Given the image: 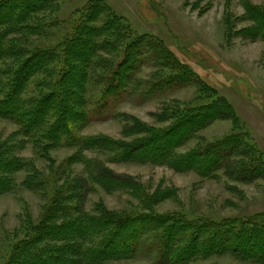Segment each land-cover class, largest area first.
<instances>
[{"label":"rangeland","instance_id":"rangeland-1","mask_svg":"<svg viewBox=\"0 0 264 264\" xmlns=\"http://www.w3.org/2000/svg\"><path fill=\"white\" fill-rule=\"evenodd\" d=\"M89 1L57 0L51 3L54 17L65 22L59 29L52 30L49 40L55 39L61 26L65 31L67 22L72 23L69 20L73 14ZM103 1L106 4L100 2L101 14L94 16L95 23L87 17L90 18V26L99 27L101 23L108 22L106 17L112 11L126 21L137 36L143 37L130 47L127 60L128 65L133 66L132 74L129 84L114 96L115 110H109L108 116L84 127L80 134L134 143L136 150L146 140L144 127L139 124L157 129L168 127L173 121H169L167 116L176 108L205 106L211 100L209 97L214 96L213 92H202L203 84H206L226 105H232L233 110L220 106L221 113L216 116L207 114L202 127L196 129L192 138L177 152L185 155L201 145L229 137H237L241 143L238 141L225 150L214 151V168L208 173H202L207 172L203 168L200 173L193 170L199 167L196 159L189 162V170L180 171L169 165L148 162H116L115 155L109 151L85 152L87 157L106 164L113 176L134 179L142 193L132 189L108 191L101 183L88 177L87 164L76 160L77 148L58 146L48 151L50 158L44 156L42 145H35L19 132L17 124L0 117V145L12 149L14 142L18 143L16 157L22 160L21 169L8 175L14 181V188L0 195V264L6 260L13 242L26 236L31 226L40 222L49 196L56 187L80 178L86 185L83 183L80 197L75 201H80L82 209L93 215H100L103 208L119 214L137 211L141 208L142 195L155 196L153 207L160 215L179 213L204 225L264 215V36L263 39L258 38L262 28L258 35L254 33L258 29L256 21L264 29V0H249V6L257 8L250 18L245 0ZM19 10L22 11V7ZM20 11H15V15ZM243 15L248 18L235 21ZM228 17L236 27L234 31L226 26ZM8 20L0 18V24ZM244 28H250L249 32L238 33ZM15 33L20 39L22 34ZM101 37L108 41L106 35ZM84 40L87 41V44L84 42L87 51H91L90 41ZM127 42L130 45L129 40ZM127 49H121L118 56L116 51L105 47L98 56L108 64L112 62L111 66L115 68ZM113 68L107 67L106 72H100L95 70V65L90 67L88 82H95L96 91L110 88L116 83V79H108ZM182 70L194 73V76L184 74L183 77L178 74ZM97 74L106 78H97ZM248 146L253 147L249 154ZM146 154L137 153L135 156L144 157ZM250 161L253 166L242 167V163ZM257 163L260 165L256 166ZM62 170L66 176L60 177ZM56 177L60 178L59 183ZM37 179L41 181L38 184ZM46 179H49V186L43 182ZM144 210L148 211L146 207ZM208 237L199 238L200 243ZM259 237L262 247L258 250L238 252L237 256L229 253L208 258L198 256L183 264H264V231ZM65 241H53V244L60 246ZM246 242L252 244L255 238H247ZM155 252V249L147 250L133 259L109 258L103 264H178L170 262L173 249L167 255L168 260ZM68 256L72 257L71 253H60V264H64L62 259Z\"/></svg>","mask_w":264,"mask_h":264},{"label":"trees","instance_id":"trees-1","mask_svg":"<svg viewBox=\"0 0 264 264\" xmlns=\"http://www.w3.org/2000/svg\"><path fill=\"white\" fill-rule=\"evenodd\" d=\"M245 1L248 7L250 2ZM54 2L57 0H0V18L9 19L0 24V117L13 121L23 136L35 145H42L44 156L50 158L48 151L58 146L77 148L79 151L76 160L80 159L87 164L90 179L101 183L108 191L132 189L142 193L134 179L113 176L106 164L87 157L85 152L109 151L115 155L116 162H148L169 165L180 171L189 170V162L196 159L199 167L193 170L200 173L202 171L199 170L203 168L207 172L202 173H208L214 168V151L225 150L241 141L237 137H229L201 145L185 155L177 152L181 145L192 138L195 130L202 127L207 114L216 116L221 113L220 106H228V110H233L232 105H226L218 93L206 84H203L202 92H213L214 96L209 97L211 100L205 106L176 108L167 116L169 121H173L168 127L157 129L139 124L144 127L146 140L136 150L134 143L81 135L79 131L84 127L108 116L109 110H115L114 96L129 84L128 79L132 74L133 66L128 65L127 60L130 47L143 36H137L130 25L112 11L106 17L108 22L101 23L99 27L90 26V18L87 17H91V21L95 23L94 16L101 14L100 2L106 4L103 0H90L73 14L69 20L72 23L67 22L65 31L61 26L55 39L49 40L52 30L59 29L65 22L54 17L55 14L50 9ZM250 6L249 18L255 8ZM17 10L20 11L19 15H15ZM247 18L248 16L243 15L235 21ZM256 24L258 29L254 32L255 36L262 28V34L258 35V38H262L264 29L258 21ZM226 26H229L230 31L236 28L229 17L226 19ZM249 30L250 28H244L238 33L246 34ZM15 31L22 34L19 35L20 39H17ZM101 35H106L108 41L103 40ZM133 35L135 39L130 41ZM84 39L90 41L91 51H87V41ZM128 40L130 45H127ZM105 47L116 51L118 56L121 49L128 48L122 53L115 68L111 66L112 62L108 64L107 60L98 56ZM94 65L95 70L100 72H106L107 67H112V74L108 79L114 78L116 83L111 84L110 88L96 91L95 82H88L89 68ZM178 74L184 77V74L189 73L182 70ZM193 74L189 75L194 76ZM100 76L106 78L99 74L96 77ZM187 76L185 77L188 78ZM6 146L0 145V195L14 188V181L8 175L22 167L21 159L16 157L18 143L14 142L13 147H10L12 149ZM252 149V146L247 147L248 154ZM137 153L147 156H135ZM242 165L253 166L254 163L250 161ZM23 166L28 167L27 164ZM60 173V177L66 176L65 170ZM48 180H43L44 184L48 185ZM59 181L60 178L57 183ZM40 182L36 180L37 184ZM65 183L57 186L50 194L40 222L31 226L26 236L13 242L3 264H60V253L65 252L71 253L72 257L62 259L64 264H103L109 258L121 256L120 258L133 259L144 251L153 249L160 258L167 260V255L173 249V259L170 262L183 264L198 256L208 258L226 253L237 256L238 252L244 253L262 247L259 236L264 231V215L214 221L209 225H204L203 222L198 224L179 213L158 214L153 207L155 196L148 195H142L141 208L137 211L119 214L103 208L100 215H93L82 209L80 201H75L80 197L85 181L80 178ZM145 207L148 211L144 210ZM206 235L209 237L200 243L199 238ZM247 238H255V242L250 244L246 242ZM61 240L66 241L60 246L53 244V241ZM224 241L227 242L222 245ZM258 254L263 256L261 252Z\"/></svg>","mask_w":264,"mask_h":264}]
</instances>
